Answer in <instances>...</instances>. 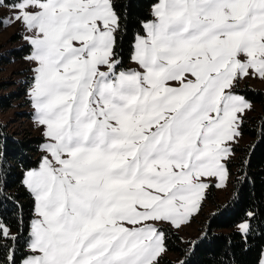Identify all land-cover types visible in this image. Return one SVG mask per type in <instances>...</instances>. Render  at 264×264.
<instances>
[{
	"label": "snow or ice",
	"instance_id": "snow-or-ice-1",
	"mask_svg": "<svg viewBox=\"0 0 264 264\" xmlns=\"http://www.w3.org/2000/svg\"><path fill=\"white\" fill-rule=\"evenodd\" d=\"M134 3L0 0V25L18 24L29 47L44 139L38 166L22 171L32 216L15 232L3 212L22 205L0 146V264H159L209 181H231L252 107L240 85L264 79V0H150L146 16ZM130 30L134 68L122 58ZM239 164L246 173L250 156ZM256 217L238 225L244 238ZM224 257L211 264H238Z\"/></svg>",
	"mask_w": 264,
	"mask_h": 264
},
{
	"label": "trees",
	"instance_id": "trees-1",
	"mask_svg": "<svg viewBox=\"0 0 264 264\" xmlns=\"http://www.w3.org/2000/svg\"><path fill=\"white\" fill-rule=\"evenodd\" d=\"M149 4L150 0H135L134 14L146 16ZM131 39L130 30L122 46V58L125 65L129 61ZM27 49L28 45L24 44L19 49H12L11 53L15 57H20ZM24 83L26 85L28 82ZM5 87L6 84H0V88ZM240 92L251 103L257 104L258 110L252 111L244 118L243 135L248 137L249 142L237 146L235 153L237 159L231 165L232 178L229 182L231 195L223 202H216L213 198L212 186H210L205 192V198L210 200L213 209L201 222L202 234L192 240L199 244L195 257L184 254L188 249V242L183 243L173 232L168 240L167 252L176 254L177 258L173 261L162 256L159 264H178V261L185 259H191L193 264H211L214 260L225 259V252L229 254V257H234L238 264H258L264 247V92L246 86ZM23 93L24 88L20 87L15 92L8 91L6 94H0V110L10 107L11 102L20 98ZM41 142L42 138L38 135L10 134L5 125L0 122V146L7 147L4 167L9 172L8 192L14 196L19 205H22V213L18 211L17 205L12 203H9L3 212L13 232L17 230L18 218L23 217L26 228L32 216L33 201L30 194L20 185V180L25 168H32L37 164L41 156L39 149ZM248 156L251 159V167L246 170V173H241L239 159ZM245 174L247 180L237 183V177ZM248 211H255L257 217L251 221L253 232L244 238L240 232L233 229V226L246 219ZM220 229H226V232H219Z\"/></svg>",
	"mask_w": 264,
	"mask_h": 264
},
{
	"label": "rangeland",
	"instance_id": "rangeland-1",
	"mask_svg": "<svg viewBox=\"0 0 264 264\" xmlns=\"http://www.w3.org/2000/svg\"><path fill=\"white\" fill-rule=\"evenodd\" d=\"M4 15L5 10L0 9V17H3ZM23 35L24 33L20 30V26L18 24L0 25V84H6L5 88H0V94H6L8 91L15 92L20 87L24 88V93L20 98L13 100L10 107L7 109L0 110V122L5 125L6 130L10 132V134L20 136L24 133L38 135L42 138L41 130L33 120L34 110L29 98V88L32 77V72L30 71L31 64L26 60V57L29 55V47L20 57H15L13 53H11L12 49H19L22 45L26 44L22 38ZM126 66L133 68L136 67L130 59ZM24 82L28 83L24 85ZM245 86L264 92V79L258 77L247 78L241 82L240 91ZM239 94L242 95L241 92ZM251 104V110L247 111L246 116L251 114L252 111L258 110L257 104ZM43 142L44 139L42 138V142L39 145L40 152V146ZM248 142V137L243 135L239 145H245ZM38 162L34 167L38 166ZM209 183L210 186H212L214 201L223 202L231 195L229 183L225 188L216 187L215 180L209 181ZM207 190L205 192H207ZM212 209L213 205L210 200L205 198L204 195L199 213L194 214L186 226H184L181 230H173V232L178 235L183 243L194 240L202 234V229L200 227L201 222L205 218V215L211 212ZM242 221L243 220L237 222L233 226V229L238 231V225ZM218 231L226 232V229H220ZM163 256L173 261L177 258L176 254L170 252L164 253Z\"/></svg>",
	"mask_w": 264,
	"mask_h": 264
}]
</instances>
